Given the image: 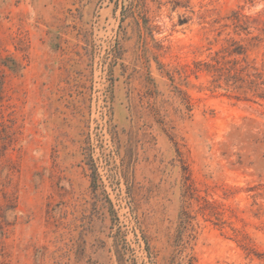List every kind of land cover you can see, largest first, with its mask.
Wrapping results in <instances>:
<instances>
[{"label":"rangeland","instance_id":"rangeland-1","mask_svg":"<svg viewBox=\"0 0 264 264\" xmlns=\"http://www.w3.org/2000/svg\"><path fill=\"white\" fill-rule=\"evenodd\" d=\"M190 261L264 264V0H0V264Z\"/></svg>","mask_w":264,"mask_h":264},{"label":"trees","instance_id":"trees-1","mask_svg":"<svg viewBox=\"0 0 264 264\" xmlns=\"http://www.w3.org/2000/svg\"><path fill=\"white\" fill-rule=\"evenodd\" d=\"M239 53V52H238ZM183 214H186L185 212H183ZM189 264H193L192 261L189 262Z\"/></svg>","mask_w":264,"mask_h":264}]
</instances>
